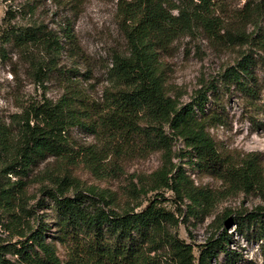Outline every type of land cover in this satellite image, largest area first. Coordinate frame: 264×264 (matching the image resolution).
<instances>
[{"label": "trees", "instance_id": "trees-1", "mask_svg": "<svg viewBox=\"0 0 264 264\" xmlns=\"http://www.w3.org/2000/svg\"><path fill=\"white\" fill-rule=\"evenodd\" d=\"M198 1L200 5L195 6L199 10L195 11L167 0H119L118 25L129 54L111 55L109 84L103 87L101 99H90L73 84L56 103L44 101L26 110L15 134L0 124V174L21 180L47 158L73 160L80 156L93 174L102 177L115 168H107V162L119 157L134 152L144 156L158 150L168 154L171 147L167 128L193 153L200 172L221 180L234 192L257 190L264 197L259 154L224 153L209 131L226 123L222 99L227 94L237 96L241 116L252 127L264 128V37L253 40L256 50L242 52L222 71L221 90L215 85L207 87L199 100L182 106L164 92L161 54L188 34L194 21L218 39L233 40L229 33L220 35L221 21L210 17L205 0ZM244 11L249 12V6ZM38 32L29 29L20 33L18 44H33L45 53H59L60 43L52 33L40 38ZM64 32V37L71 39L67 28ZM44 73L39 71L40 75ZM207 92L213 93L208 111ZM74 127L93 135L94 143L73 151L68 131ZM59 178H50L54 187L41 190L50 202V207L47 204L44 208L51 213H40L23 230L18 214L9 213L19 239L0 242V264H213L219 255L223 256L222 264H241L242 254L227 248L233 239L227 227L232 225L239 236L248 239L251 234L264 264V205L244 211L227 209L216 215L211 222L216 232L198 245L195 255L192 245L184 243L173 230L178 219L156 198L138 211L128 206L119 208L92 189L69 193L68 177ZM185 179V174L178 171L170 185L165 181V186L175 193L176 202L181 204L186 198L203 210L205 205L199 203L194 191L188 193L181 188ZM24 185L23 181L0 184V200L8 211L20 207L28 217L31 209L20 204ZM202 196L206 201V194ZM35 206L44 209L40 201ZM192 207H187V215L193 213ZM42 217H48L49 223Z\"/></svg>", "mask_w": 264, "mask_h": 264}, {"label": "rangeland", "instance_id": "rangeland-1", "mask_svg": "<svg viewBox=\"0 0 264 264\" xmlns=\"http://www.w3.org/2000/svg\"><path fill=\"white\" fill-rule=\"evenodd\" d=\"M118 1L0 0V124L10 133H16L26 110L44 101L56 103L73 84L90 99H101L103 87L109 84L107 72L111 67V55L129 54L127 41L118 25ZM167 1L189 10H199L195 6L200 5L198 0L193 3L190 0ZM205 1L210 8V17L221 21L220 35L229 33L233 40L218 39L206 33L200 22L194 21L191 31L176 39L161 54L164 92L180 106L199 100L200 93L207 87L215 85L221 90L222 71L242 52L256 50L253 40L256 42L264 37V0ZM246 6H249V12L244 11ZM66 28L71 39L64 37ZM29 29H38L40 38L52 33L60 43L59 53H45L33 44H18L17 36ZM39 71H45L44 75ZM212 96L211 92L205 95L207 111L211 108ZM222 101L226 123L209 130L220 151L232 155L258 153L264 176V128L252 127L241 116V103L235 94L223 96ZM165 133L170 137L168 154L158 150L144 156L134 152L119 157L107 162V168L113 165L115 168L102 177L93 174L80 156L73 160L47 158L21 180L10 174H0V184L5 186L25 182L20 204L31 209V216L27 217L20 207L8 211L4 201L0 200V242L13 243L19 239L15 235L17 226L12 225L9 216L12 211L21 218L20 230L40 213H51L50 202L41 190L54 187L49 179L55 176L68 177L67 192L92 189L103 193L119 208L128 206L138 211L156 198L160 206L178 219L173 230L184 243L192 245L195 255L198 245L216 232L211 226L216 215L227 209L244 211L264 205L260 191L234 192L221 180L200 172L193 153L183 141L173 137L167 128ZM68 136L72 139L73 151L94 143L93 135L77 127L70 128ZM178 171L186 176L181 188L188 193L194 191L199 203L205 205L203 210L199 211L200 208L186 198L181 204L176 202L175 193L165 186V181L170 185ZM202 194H206V201ZM37 201L42 203V208L48 204V208L40 210L35 206ZM187 207L194 209L191 215H187ZM42 218L49 223L48 217ZM227 232L233 236L227 248L242 254L241 264L249 261L261 264L258 244L251 234L248 239L239 236L233 225L227 227ZM222 262L223 256L219 255L213 264Z\"/></svg>", "mask_w": 264, "mask_h": 264}]
</instances>
